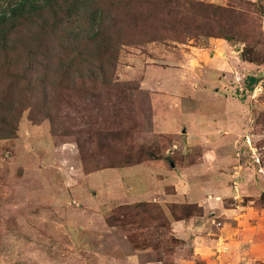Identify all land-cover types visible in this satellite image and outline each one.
I'll list each match as a JSON object with an SVG mask.
<instances>
[{
  "label": "rangeland",
  "instance_id": "obj_1",
  "mask_svg": "<svg viewBox=\"0 0 264 264\" xmlns=\"http://www.w3.org/2000/svg\"><path fill=\"white\" fill-rule=\"evenodd\" d=\"M115 1L0 33V264H264V0Z\"/></svg>",
  "mask_w": 264,
  "mask_h": 264
},
{
  "label": "trees",
  "instance_id": "obj_2",
  "mask_svg": "<svg viewBox=\"0 0 264 264\" xmlns=\"http://www.w3.org/2000/svg\"><path fill=\"white\" fill-rule=\"evenodd\" d=\"M137 1L138 0H116L113 4L116 8H124L132 5L133 9V5H135ZM171 1L177 5H181L184 0ZM66 3L73 4L76 12L82 10L88 11V9L94 7L96 16L93 17V20L98 25L100 31H110L112 27H114L111 26L107 29V26H105L108 11L107 4L110 3L109 0H0V33L3 32L7 25L14 27L16 23L39 19L44 15L47 18H53L56 20V17L58 16L54 15L56 14V9H59L62 4ZM195 6L200 7L203 5L196 3ZM133 20L137 21L136 18ZM121 24L122 21H118L115 26ZM52 27V31H54L56 25H53ZM252 80L256 81V79Z\"/></svg>",
  "mask_w": 264,
  "mask_h": 264
},
{
  "label": "crops",
  "instance_id": "obj_3",
  "mask_svg": "<svg viewBox=\"0 0 264 264\" xmlns=\"http://www.w3.org/2000/svg\"><path fill=\"white\" fill-rule=\"evenodd\" d=\"M155 163L151 161L150 165ZM146 163L138 164V165H131L126 168L135 167V166H145ZM148 164V163H147ZM172 168H163L164 171H160L159 173L162 174L160 178H155L152 174V171L149 172V176L151 178V185L149 190L146 193H141L147 200H157L161 199L158 198L160 195L157 193L164 191L166 187H173L172 192L166 194L164 197L168 202H182L187 201V198H190V181H189V170L181 172L176 165L172 164ZM148 168V167H147ZM183 169V168H182ZM162 170V169H161ZM178 170V171H177ZM191 171V170H190ZM187 173V174H186ZM165 194V193H164ZM134 196V195H133ZM136 196V195H135ZM163 197V196H160ZM189 200V199H188ZM181 223V222H178Z\"/></svg>",
  "mask_w": 264,
  "mask_h": 264
}]
</instances>
